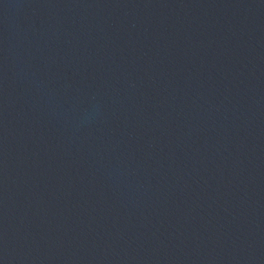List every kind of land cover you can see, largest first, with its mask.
Wrapping results in <instances>:
<instances>
[{
    "label": "water",
    "instance_id": "1",
    "mask_svg": "<svg viewBox=\"0 0 264 264\" xmlns=\"http://www.w3.org/2000/svg\"><path fill=\"white\" fill-rule=\"evenodd\" d=\"M0 264H264V0H0Z\"/></svg>",
    "mask_w": 264,
    "mask_h": 264
}]
</instances>
